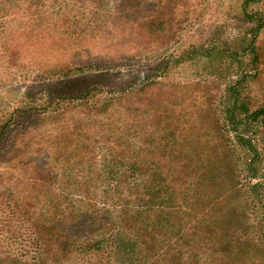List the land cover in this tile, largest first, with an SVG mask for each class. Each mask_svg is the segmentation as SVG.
Returning a JSON list of instances; mask_svg holds the SVG:
<instances>
[{"label": "rangeland", "instance_id": "1", "mask_svg": "<svg viewBox=\"0 0 264 264\" xmlns=\"http://www.w3.org/2000/svg\"><path fill=\"white\" fill-rule=\"evenodd\" d=\"M53 1L44 0L43 20L26 8L41 1L0 0V124L6 126L0 154L10 134L19 145L0 157V257L38 256L28 218H45L52 200L34 184L35 166L52 141L70 150L77 134L104 130L103 121L142 123L184 108L195 124L186 142L208 172L202 188L212 237L200 260L264 264V115L250 112L264 106V0H159L116 22L106 3L102 9L95 1ZM63 6L69 16L54 26ZM129 87L142 90L130 101L118 99ZM84 90L102 103L113 99L110 115L78 104ZM116 182L111 175L87 184L107 221L123 201ZM113 222L63 264H146L134 227Z\"/></svg>", "mask_w": 264, "mask_h": 264}, {"label": "trees", "instance_id": "2", "mask_svg": "<svg viewBox=\"0 0 264 264\" xmlns=\"http://www.w3.org/2000/svg\"><path fill=\"white\" fill-rule=\"evenodd\" d=\"M36 1L38 3L41 1V4H31L39 6L35 10L26 6L29 8L28 16L32 15L38 19L45 17L43 20H46L47 12L42 10L44 0ZM88 1L101 4V8L106 3L108 5L106 14L113 16L114 22L123 12L125 13L122 16L130 18L142 8L156 7L159 2V0ZM61 2L64 5L63 0ZM53 3L59 4L58 0H54ZM12 7L13 5L9 4V8ZM99 12L96 15L99 16ZM64 14L63 6L57 17L58 21L60 18L62 21L55 23L54 26L59 27L65 22ZM67 16L69 14H65V18ZM141 19L134 18L135 21ZM143 86L142 88H145ZM142 88L139 90L135 87L126 88L118 99L130 101L131 93ZM90 94L89 90H84L78 104L92 105L99 111H96L97 114L102 111L109 114V107L114 100L102 103ZM168 111L162 114L156 112L148 116L144 123H138L136 118L103 121L101 127L104 130L98 132L95 137L89 136L88 132L83 130L82 135L77 134V137L72 139L70 150L67 146L54 147L57 141H52L53 145L44 151L41 161L35 166L34 176L36 188L46 193L52 200L47 202L46 217L42 218L43 221L28 218L30 235L35 242L38 256L33 261L10 254L0 257V264L70 262L71 257L73 259L77 252L82 250L84 240L89 243L93 232L103 231L114 219L112 224L130 229L134 227L132 233L138 239L139 251L146 254L144 260L146 264H206L200 260L199 255L200 250L210 244L209 240L212 237L207 201L209 197L207 190L204 192L202 188L208 172L204 170L205 162L201 164L197 162L196 154L200 155V152L188 146L186 142L187 129L195 125L193 118L188 116L184 108L177 111L168 108ZM250 112L254 117L264 115V106ZM36 124L33 121L28 125ZM28 125L23 127L24 132ZM5 129V124H0V138L4 136ZM25 133H28V130ZM12 137L10 134L7 139L10 143L0 154L1 158L18 148L16 138ZM62 137V133L55 136L59 141ZM63 140L65 142V139ZM49 159L54 162H50ZM111 175L117 180L115 189L123 201L113 210L112 220L107 221L103 219V214L95 204L96 201L90 196L92 190L87 184ZM60 182L73 184L70 188H65ZM121 182L126 184V194L119 190ZM98 186L97 183L95 189H98ZM262 198L264 211V195ZM203 207L204 210H199ZM201 232L203 243L198 242L196 238ZM189 233L195 235L193 240H188ZM186 253L189 258L184 256Z\"/></svg>", "mask_w": 264, "mask_h": 264}]
</instances>
